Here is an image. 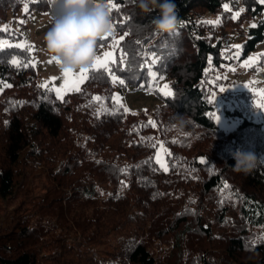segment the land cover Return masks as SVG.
<instances>
[{
    "label": "trees",
    "instance_id": "16d2710c",
    "mask_svg": "<svg viewBox=\"0 0 264 264\" xmlns=\"http://www.w3.org/2000/svg\"><path fill=\"white\" fill-rule=\"evenodd\" d=\"M112 2L114 33L123 39L110 67L123 85L91 69L80 91L61 98L37 81L35 48L16 46L26 24L17 29L10 20L26 8L25 21L53 16L55 0H0V200L21 198L0 217V264H264V162L248 174L233 169L237 150L264 161L256 94L243 91L244 103L223 108L236 121L231 130L212 115L221 111L212 93L226 84L227 67L264 40V3L175 0L180 23L167 34L154 29L158 8ZM207 13L221 22L207 23ZM229 27L238 30L239 49L224 46ZM260 66L264 60L250 69ZM165 84L172 95H164ZM116 85L161 102L155 127L145 114L116 107ZM105 105L111 111L99 112ZM176 116L191 121L190 133L175 131ZM159 137L169 150L167 171L156 160ZM41 173L51 188L30 201ZM113 236L102 254L97 246Z\"/></svg>",
    "mask_w": 264,
    "mask_h": 264
},
{
    "label": "rangeland",
    "instance_id": "374dc122",
    "mask_svg": "<svg viewBox=\"0 0 264 264\" xmlns=\"http://www.w3.org/2000/svg\"><path fill=\"white\" fill-rule=\"evenodd\" d=\"M25 9L20 11L18 16L14 17V15H10V20L14 22V26L20 29L19 23L26 24L25 29H23L24 40L23 44L34 47L36 50V60H35V68L37 71V81H39L42 86L46 85L50 89H52L57 96L61 97V95L56 91L58 88H62L64 84V70L61 68L60 63H57L53 60V55L49 54L46 48V44L44 41V35L52 26V17L46 13H38L34 14L32 18L25 21L22 17ZM206 18L210 21H215L220 19L217 14H206ZM18 22V23H16ZM250 24L247 23L246 26ZM113 37L115 39H119L120 37L113 33ZM240 35L238 34V30L234 28H227L222 35V40L224 46L226 48L233 47L234 45H240L239 42ZM235 48V47H233ZM237 49V48H236ZM112 51L111 44L103 46L97 52V55H103L104 52ZM264 60V40L260 42L256 49L250 53L247 60L242 61L241 63L233 64L227 67L226 73L224 74V79L226 84L222 85L225 91L221 92L220 90L212 93L213 99L216 100L218 106L221 108V111L217 114L219 117V124L222 128L226 130H231L236 126V121H230L224 116L223 108H234V106H239L243 102L240 98H238V94L243 91H252L256 94V98L254 100V104L257 107V100L259 97L257 96V92L260 89H264V66H260L258 69L251 70L250 67L252 65L258 64L260 61ZM49 61H52L51 63ZM247 64V66H245ZM89 70L92 69V65L88 67ZM234 69V71H233ZM79 72V70L74 71ZM56 79L53 80L52 78ZM82 85V84H81ZM80 85V87H81ZM220 87V88H221ZM116 95H119L121 98V103L129 109L127 112H133L136 114H145L149 120L155 121L152 115L156 105L161 103L152 93L149 92H128L126 90L119 89L118 85H116ZM72 92V91H68ZM68 92L64 93L67 94ZM62 96V97H63ZM116 107L120 108V103L116 102ZM122 109H124L122 107ZM111 111V108L108 105L105 107H99V112L102 111ZM95 113V112H94ZM94 113L90 114V117L93 116ZM254 117L257 119H262L264 117V109L258 108L254 113ZM192 128L190 126H186L182 132L190 133ZM177 131V130H175ZM181 132V133H182ZM177 134V133H175ZM159 149L158 153L161 152V144L163 148L167 150L166 153H161L165 164H167L166 156L169 152L167 145L164 140L159 137ZM156 154V156H157ZM160 164V163H159ZM161 165V164H160ZM34 186V194L29 199L32 201L34 198H38L43 196L50 190V183L48 182L45 174L41 173L33 179ZM21 198L15 200L11 204H7L0 200V217L6 219L15 208H17L20 204ZM31 208L30 203H26V209L29 210ZM4 224V223H3ZM114 236L111 237L112 240L108 241L106 245H99L97 249L102 253L106 254L107 247H110L113 243H116L114 240Z\"/></svg>",
    "mask_w": 264,
    "mask_h": 264
},
{
    "label": "clouds",
    "instance_id": "9594fccd",
    "mask_svg": "<svg viewBox=\"0 0 264 264\" xmlns=\"http://www.w3.org/2000/svg\"><path fill=\"white\" fill-rule=\"evenodd\" d=\"M52 26L44 35L49 54L57 57L63 70L77 71L90 67L97 56V43L114 33V21L109 0H55ZM138 7L150 12L159 9V16L152 23L160 33H174L180 23L175 0H138ZM185 116H176L173 125L177 131L190 124ZM234 171L245 174L261 162L253 152L237 150Z\"/></svg>",
    "mask_w": 264,
    "mask_h": 264
},
{
    "label": "snow or ice",
    "instance_id": "6c2138e0",
    "mask_svg": "<svg viewBox=\"0 0 264 264\" xmlns=\"http://www.w3.org/2000/svg\"><path fill=\"white\" fill-rule=\"evenodd\" d=\"M262 3H264V0H261ZM109 4H110V10L113 12V10L118 11L117 5L115 3L112 2V0H109ZM225 7H227V5H225ZM25 11H27V8L25 9ZM242 11V10H241ZM240 15V12H236L233 15V19H237ZM221 21L219 19L215 20V21H207V23H211V24H219ZM253 27H255V25H252ZM116 29V24L114 23V31ZM127 33H125L126 35ZM110 37H113V34L107 37H104L102 39L99 40L98 42V47H103L105 41H107ZM123 39V36L120 37V39H115L113 38L111 41V47H112V51H108V52H104L103 55H97L96 59L94 61V63L92 64V70H99V69H103L104 71L108 72L111 77H112V82L115 83H120L121 85H123L124 81L123 80H119L118 77H116L113 73H112V69L110 67V65H113L116 63V54H117V50L119 48L120 45V41ZM3 43V42H0ZM17 47H25L24 44H19L16 45ZM233 47L239 49L241 46L239 45H234ZM120 59L121 61H123L125 54L123 53V50L120 49ZM53 60H55L57 63H60L59 59L57 57H53ZM50 63L52 61H49ZM156 61L155 59L152 60V63L154 64ZM12 63L16 64L17 66H19V61L18 60H13ZM247 66V64L245 65ZM89 69L88 68H83L80 69L79 72H74L70 69H66L64 70V84L62 88H58L56 89V91L61 95V98L63 96L64 93L68 92V91H80V85L88 79V73H89ZM234 71V69H233ZM153 79L156 78V74L152 73ZM161 79H163V77H160ZM53 80H55L56 78L53 77ZM6 87H11V85H3ZM46 86V85H44ZM221 92L225 91V89L223 87H221L219 89ZM164 92V95H172V92L169 90V85L165 84L164 85V89L162 90ZM257 96L259 97V99L257 100V107L264 109V89H260L257 92ZM94 100H102L103 98L96 96L93 98ZM114 99L116 100L117 103H120L121 107L124 108L125 111H129V109H127L126 107H124V105L121 103V98L119 97V95H116L114 97ZM214 119L219 120L218 116H215L214 114H212ZM149 125L155 127V121L149 120ZM167 150L163 148V145L161 144V152L157 154L156 156V160L158 163L161 164V166L164 168L165 171H167V165L165 164L163 157L161 155V153H166ZM205 161L202 159L201 163H204ZM225 187H228L227 185H225Z\"/></svg>",
    "mask_w": 264,
    "mask_h": 264
}]
</instances>
